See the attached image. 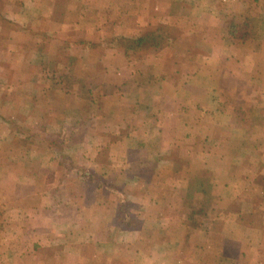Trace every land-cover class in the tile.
<instances>
[{
    "label": "crops",
    "instance_id": "obj_1",
    "mask_svg": "<svg viewBox=\"0 0 264 264\" xmlns=\"http://www.w3.org/2000/svg\"><path fill=\"white\" fill-rule=\"evenodd\" d=\"M0 1V30L14 28L10 36L0 31V41L20 37L28 46L32 31L49 24L36 39H67L60 47L70 61L99 50L102 104L112 88L118 100L110 103L119 104L102 125L126 107L136 124L96 131V141L114 140L103 163L87 143L94 157L83 159L84 177L70 163L50 181L28 180L8 171L9 158L0 162V264H44L48 249L62 264H264V0ZM167 6L158 18L156 10ZM177 8L194 15L180 16L197 31L181 36L193 40V67L158 70L160 63H150L158 53L143 55L137 42L161 21L177 25ZM235 24L244 34H231ZM176 49L159 54L175 57ZM11 54L0 45V56ZM109 57L122 65L104 66ZM6 67L0 64V75ZM34 185L44 187L27 196ZM29 202L45 210V234H35Z\"/></svg>",
    "mask_w": 264,
    "mask_h": 264
},
{
    "label": "rangeland",
    "instance_id": "obj_2",
    "mask_svg": "<svg viewBox=\"0 0 264 264\" xmlns=\"http://www.w3.org/2000/svg\"><path fill=\"white\" fill-rule=\"evenodd\" d=\"M157 1V4H163L160 0ZM168 10H171L168 9V6L167 9H157V17H163L162 15ZM1 11L3 10H0V13ZM162 12L163 14H161ZM184 13H186L185 15L189 13L191 19L194 16L190 14V10L177 8L175 12V17L177 16L176 18H178L177 25L175 24L176 21L172 22V24L168 23V21L167 23L161 21L165 24L162 23V27L154 28L156 30L152 32L156 33L158 37L171 38L169 45L164 49L169 47L176 49L178 47L177 51L174 52L176 54L175 57H161L159 52L165 51L162 48H158V50L153 48L145 49L143 50L145 53L141 52L143 55L149 51L158 53L156 59L154 57L149 58L152 65L160 63L156 68L158 70L172 69L170 64L181 66V69L189 71L193 67V40L182 41L181 36L197 31L192 26L194 20L192 22L191 20L181 22V17ZM41 27L40 31H37V28L32 31L34 33L32 34L34 35V41L29 40L28 46L24 42L21 43V40L24 39L19 40L20 37H17V39L13 38L11 42L0 41L2 48L13 53L8 56L9 59L0 56L3 61L6 59L5 62L0 63L2 67L9 66L6 67V70L9 71L5 73L7 75L6 78H11L9 83L5 79L6 84L8 83L7 86L0 85V162L6 163L5 160L9 158L12 165L9 166L8 171L12 172L14 177L18 174L27 177L28 180H32V177H35V180L38 177L47 180L50 174H56L57 177L58 173H64L65 169L63 165H60L63 161L61 160V154L67 155L66 162L70 161L75 165H83V159L87 155L94 157V154L89 153L85 148L87 143L92 145L93 149L98 150L95 153L94 161L98 163L106 162V158L109 155L107 148L112 145L110 143L111 140H114V137L111 135L105 136L101 141H96L95 134L100 133L102 126L107 129L111 128L110 131L113 130V132H115V128L124 127L126 129L128 127L130 129L131 125L136 127V124H133L130 120L131 118L128 119L127 117L130 115L128 107L121 108V113L119 114L110 112L102 125L104 113L107 110L108 112L110 110L117 111L119 104L110 103L118 100L116 88L104 90L109 92V94H114L110 98L111 101L108 103L105 101L102 104L103 100L100 95H102L103 90L100 88V80L102 78L101 67L103 66L102 60L104 58L98 55L100 51L96 50L95 55L86 57V61L84 57L70 61L68 56H64L60 47L67 39L52 40V34L49 33V36H51L49 41L46 39L37 40L35 34H42V32L45 33L52 30L49 24ZM256 27L257 31H259V26ZM1 29L0 31L7 33L9 36L12 34L10 30L14 31L13 26L7 25L2 26ZM110 30L112 28H106L104 36L110 34ZM56 32H61L57 34H61V36L65 35V33L68 34L67 31L64 32L60 29ZM53 33L55 34L54 31ZM29 35L32 37L31 34ZM67 37L69 38L70 36L68 35ZM184 48L185 52L181 50ZM16 53L19 56H16ZM107 61L104 66L108 64L115 67L123 63V61L120 62L119 57H109ZM10 66L12 69H10ZM52 66L56 70L55 73L52 75V72L47 71L46 74L44 70H47V68L54 69ZM175 69H178V67ZM5 74L0 76L4 79ZM157 77L164 78L159 71ZM26 80L29 81L26 82ZM4 83L2 82L3 85ZM160 85L162 86V83ZM86 86L89 88L87 89ZM146 118L142 117L139 122L143 128L149 126ZM122 120L124 121L122 122ZM90 126H93L91 130ZM72 135L77 136L75 140H79V144L73 143ZM100 142L102 147L98 149L96 144ZM2 166H0V176H4V168ZM93 166L96 167L95 164ZM15 187L17 186L15 185ZM42 187L44 186L39 185L37 187L34 185L32 189L28 188L24 191L28 194L27 196H36ZM58 191L61 192V190ZM20 193L25 194L24 192ZM58 194L59 192L56 195V199L59 197ZM29 203L32 205L31 209L34 214L38 216L37 224H34L36 226L34 228L35 234H45V229L49 228L46 227V222H49V220L46 217L45 210H38L36 202ZM130 213L132 214L131 211ZM33 218H35L34 215ZM41 219L42 221L40 222ZM53 236L55 237L56 234ZM127 240L129 241L130 237ZM43 261H45L44 264H62V259H56L50 249L45 250L43 253ZM58 261L60 262L58 263Z\"/></svg>",
    "mask_w": 264,
    "mask_h": 264
},
{
    "label": "trees",
    "instance_id": "obj_3",
    "mask_svg": "<svg viewBox=\"0 0 264 264\" xmlns=\"http://www.w3.org/2000/svg\"><path fill=\"white\" fill-rule=\"evenodd\" d=\"M240 25H233V26H231L230 28H231V30H232V32H231V34L234 36L235 35V33L238 35V36H240L241 34H244L243 32V30L242 29H240ZM137 45H138V49L140 50V51H143V50H145V49H151V48H153L154 50L156 49V50H158V48H162V49H164L166 46H168L169 45V40H167L165 37L164 38H162V37H158V36H156V33H146V34H144L139 40H138V42H137ZM75 137H77L76 135H72V139H73V143L74 144H79V140L77 141V140H75ZM62 156H61V160H63L61 163H60V165H63V167H67V169H65V170H67V172L69 171V165H70V163L72 164V162H70L69 161V164L65 161L66 160V157H67V155L66 154H61ZM68 158V157H67ZM76 167L77 168H79L80 170H79V173L81 174L82 173V177H84V172H85V169H86V167H85V164H83V165H76ZM50 179L52 178V176H50L49 177ZM52 180V179H51ZM48 181H50V180H48ZM59 192V191H58ZM124 224V223H123Z\"/></svg>",
    "mask_w": 264,
    "mask_h": 264
}]
</instances>
